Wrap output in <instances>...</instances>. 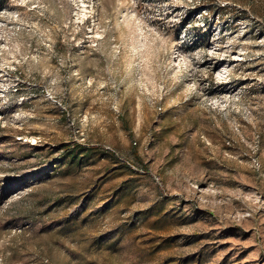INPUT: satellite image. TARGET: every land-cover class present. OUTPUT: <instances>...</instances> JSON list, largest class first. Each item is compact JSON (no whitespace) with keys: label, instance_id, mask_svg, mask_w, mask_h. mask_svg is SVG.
<instances>
[{"label":"rangeland","instance_id":"obj_1","mask_svg":"<svg viewBox=\"0 0 264 264\" xmlns=\"http://www.w3.org/2000/svg\"><path fill=\"white\" fill-rule=\"evenodd\" d=\"M0 264H264V0H0Z\"/></svg>","mask_w":264,"mask_h":264}]
</instances>
